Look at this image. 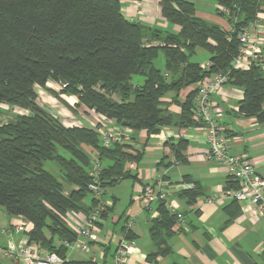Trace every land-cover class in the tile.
I'll return each instance as SVG.
<instances>
[{
  "label": "trees",
  "instance_id": "16d2710c",
  "mask_svg": "<svg viewBox=\"0 0 264 264\" xmlns=\"http://www.w3.org/2000/svg\"><path fill=\"white\" fill-rule=\"evenodd\" d=\"M157 1L161 17L178 26L177 33L126 20L119 0H0V106L27 112L17 117V123L0 125V208L31 224L29 243L58 255L63 264H92L66 261L68 248L63 244L76 240L66 223L67 213L86 215L96 206L94 199L91 205L84 202L90 193L91 152L102 164V195L105 188L135 179L127 164L138 163L142 154L128 153L130 144L105 149L95 130L65 127L38 105V88L71 112L82 108L149 136L165 127L196 126L192 120L196 88L183 102L178 95L205 76L221 72L227 74V84L242 90L238 113L264 124V70L231 69L239 48L235 32L255 21L258 0H211L236 17L233 21L216 10L229 30L198 18L191 0ZM197 49L209 54L208 70L190 60ZM159 53L164 56L163 71L154 67ZM133 76H140L141 84H133ZM48 82L60 90L47 89ZM169 93L174 94L178 114L162 101ZM60 95L76 97L77 102L69 106ZM172 149L181 159L183 142ZM48 163L57 171L47 170ZM230 183L231 190L237 189L234 181ZM65 184L71 188L66 190ZM183 195L193 200L200 192L194 186ZM158 204V218L149 228L155 251L148 261L170 252L166 240L177 219L164 202ZM127 238L132 239L129 234Z\"/></svg>",
  "mask_w": 264,
  "mask_h": 264
},
{
  "label": "crops",
  "instance_id": "0c3cea01",
  "mask_svg": "<svg viewBox=\"0 0 264 264\" xmlns=\"http://www.w3.org/2000/svg\"><path fill=\"white\" fill-rule=\"evenodd\" d=\"M191 1L194 3L198 18L223 29H229L226 20L216 13L219 6L214 1ZM119 2L121 14L128 21L174 33L179 31L178 26H170L161 17L157 0H119ZM258 4L255 21L247 28L251 42L264 61V0H258ZM208 60L199 63L200 66L208 64ZM46 87L55 92L60 90L59 85L53 82H48ZM196 87L195 85L182 90L177 100L183 102L187 94ZM37 94L38 105L49 110L65 127H85L96 131L98 115L85 112L82 108L76 109L78 113L75 112L77 114L73 115L45 90L38 88ZM43 94L47 95V99ZM173 96V93H169L162 101L169 105L168 110L171 113L178 114L180 108L172 101ZM60 98L69 106L77 102L76 97L73 96L60 95ZM241 99L242 90L229 84H225L213 97L214 103L223 113L222 123L231 139V152L247 157L256 172L264 177V124L238 113ZM39 100L43 102L46 100V105H41ZM11 108L13 107L7 105L0 106V111L3 110L0 112V120H4V124H14L15 116L11 117L8 114ZM21 111L22 115L27 114L26 111ZM16 115L21 116V114ZM109 123L115 124L112 120ZM180 141L183 142L184 149L180 154L182 158L177 160L172 148L178 147ZM123 144H130L128 153L133 155L137 152L141 153L142 158L138 163L127 164V170L135 176V179H130L133 194L130 196L126 210L122 217L114 220V225L120 222L118 236L114 244L110 243V239L115 234L113 228V231L106 233L104 239L100 238L98 233L104 219L99 220L96 241L89 244L87 251L74 246L69 247L65 256L66 261L111 264V258L118 244L129 239H125L124 234L122 237V233L126 221L131 218L133 227L129 235L134 241V246L129 251L126 264H264V220L260 219L253 210H245L239 203L222 197L225 191L231 190V178L223 166L207 158V144L202 131L194 126L182 129L165 127L157 134L149 136L145 131L132 132ZM146 185H151L154 191L159 189L164 191L167 211L181 216L180 220L176 219L171 229V236L166 240L170 252L165 256H156L153 261L147 259L148 255L155 251L149 228L151 222L158 218L159 202L154 201L144 206L141 199ZM194 186L199 189L200 195L189 200L183 192ZM110 200L112 210L115 199ZM235 206L239 208L238 213L233 212ZM20 222L27 225L28 232L32 229L31 224L22 218L9 216L0 208V227L4 228ZM21 239V235L13 236V240L17 243ZM8 240L6 237H1L0 247H4ZM73 250L86 255L83 258H73ZM73 254L75 256V252ZM0 264H11V261L0 254Z\"/></svg>",
  "mask_w": 264,
  "mask_h": 264
},
{
  "label": "built area",
  "instance_id": "2783aa9c",
  "mask_svg": "<svg viewBox=\"0 0 264 264\" xmlns=\"http://www.w3.org/2000/svg\"><path fill=\"white\" fill-rule=\"evenodd\" d=\"M218 12L236 21V17L226 8L219 6ZM229 30V29H228ZM236 39L239 44L238 53L231 62L232 70H247L251 67H260L264 70V61L258 49L251 42L248 28L239 27L236 32ZM202 70H208L209 65L200 66ZM227 74L217 72L205 76L195 89L193 99L192 120L197 123L196 128L204 133L207 144V158L223 166L231 180L237 185V189L225 191L223 198L239 203L245 210H253L255 214L264 220V177L260 176L247 157L231 152V139L226 134L222 123V111L214 103L213 97L218 94L221 88L227 84ZM96 123V133L98 134L101 147L108 149L114 144H123L132 133L128 128L117 124L110 125L108 119L98 115ZM92 155V168L89 171L91 179L87 186L88 191L93 195L94 206L85 215L81 223L76 224L73 232L76 240L72 244H63L69 247H78L82 251H87L89 244L96 241L97 223L100 215L111 203L100 202L102 189L100 188V174L102 164L95 152ZM166 194L160 189L153 190L151 185L143 188L141 202L144 206L152 202H165ZM180 220L181 216L176 215ZM133 227V221L129 218L125 223L124 238L126 239ZM27 225L23 222L14 223L7 227H0L1 237L8 238L4 247H0V254L3 258L9 259L11 264H63L64 260L54 253L41 251L38 247L29 243L27 237ZM21 235L19 243L13 242V236ZM123 239V240H125ZM134 241H121L112 258L111 264H126L131 247ZM264 249V247H263Z\"/></svg>",
  "mask_w": 264,
  "mask_h": 264
},
{
  "label": "rangeland",
  "instance_id": "374dc122",
  "mask_svg": "<svg viewBox=\"0 0 264 264\" xmlns=\"http://www.w3.org/2000/svg\"><path fill=\"white\" fill-rule=\"evenodd\" d=\"M171 26V25H170ZM209 58V54L202 50V49H197L195 51V54L191 57V61L192 62H196V63H205ZM164 56L162 53H159L158 57L154 60V67L163 71L164 70ZM132 83L133 84H141L142 82V78L140 76H133L132 77ZM43 97L47 99V95L43 94ZM39 103L41 105H46V100L45 102L39 100ZM62 105V104H60ZM62 107H64L62 105ZM65 109H67L65 107ZM68 110V109H67ZM3 111V110H2ZM0 111V112H2ZM13 112V113H11ZM77 112V111H75ZM75 112H71L73 115L77 114ZM5 113V112H4ZM8 113V112H6ZM9 116L13 117L15 116V121L16 122V114H21L22 115V111L21 110H17L15 108H11V111L8 113ZM71 115V114H70ZM66 120V119H65ZM67 123V122H65ZM0 124L1 125H6L4 124V120L1 121L0 120ZM10 124V123H7ZM46 169L49 171H57L56 165L54 163H48L46 165ZM132 181L130 179L128 180H123L122 182H120L119 184L112 186V187H108L104 190L103 195L100 197V202L102 203H112L110 199L114 198V204L112 207V210H110L108 212V216L106 217V219L102 220V227L100 228V232L98 233V236L100 238H105L106 233L107 232H111L114 229L115 234L112 236V238L110 239V243L114 244L115 240H116V236H118V232H119V227H120V222L117 225H114V220H117V218L122 217V214L124 213V211L126 210L129 200H130V196L132 193ZM71 188V186H68L67 184H65V189L69 190ZM93 199V195L91 193H88L86 198L84 199V202L88 205H91V200ZM109 209V207L106 208ZM85 215L83 213H76V212H69L66 215V223L67 225L73 229L74 227H76V224L81 223V221L84 219ZM124 232L122 233V237H123ZM20 237V236H19ZM20 239V238H18ZM14 243H17L15 240H13ZM74 251V250H73ZM72 251V256L73 258H83L85 257L86 254L81 253L80 251H74L75 252V256H74V252Z\"/></svg>",
  "mask_w": 264,
  "mask_h": 264
}]
</instances>
